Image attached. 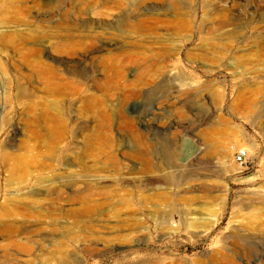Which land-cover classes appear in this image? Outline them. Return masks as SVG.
I'll return each instance as SVG.
<instances>
[{"label":"rangeland","instance_id":"374dc122","mask_svg":"<svg viewBox=\"0 0 264 264\" xmlns=\"http://www.w3.org/2000/svg\"><path fill=\"white\" fill-rule=\"evenodd\" d=\"M263 9L0 0V264H264Z\"/></svg>","mask_w":264,"mask_h":264},{"label":"built area","instance_id":"2783aa9c","mask_svg":"<svg viewBox=\"0 0 264 264\" xmlns=\"http://www.w3.org/2000/svg\"><path fill=\"white\" fill-rule=\"evenodd\" d=\"M248 154H249L248 150H246V149L239 150L235 155V162L242 167L247 166Z\"/></svg>","mask_w":264,"mask_h":264},{"label":"bare ground","instance_id":"6f19581e","mask_svg":"<svg viewBox=\"0 0 264 264\" xmlns=\"http://www.w3.org/2000/svg\"><path fill=\"white\" fill-rule=\"evenodd\" d=\"M232 6H233V4L231 5V8L233 9ZM259 9H260V7H259ZM263 10H264V9H263ZM259 11H260V10H259ZM259 11H258V12H259ZM229 153H230V151H227V154H229ZM228 253H229V252H228ZM232 256H233V255H232ZM229 262H230V261H229ZM224 263H225V262H224ZM227 264H228V263H227Z\"/></svg>","mask_w":264,"mask_h":264},{"label":"crops","instance_id":"0c3cea01","mask_svg":"<svg viewBox=\"0 0 264 264\" xmlns=\"http://www.w3.org/2000/svg\"><path fill=\"white\" fill-rule=\"evenodd\" d=\"M202 142V141H201Z\"/></svg>","mask_w":264,"mask_h":264}]
</instances>
